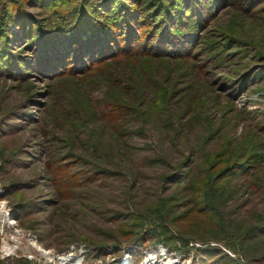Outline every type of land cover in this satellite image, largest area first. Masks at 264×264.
<instances>
[{"label": "rangeland", "instance_id": "obj_1", "mask_svg": "<svg viewBox=\"0 0 264 264\" xmlns=\"http://www.w3.org/2000/svg\"><path fill=\"white\" fill-rule=\"evenodd\" d=\"M45 1L0 0V264H264V0H119L53 65Z\"/></svg>", "mask_w": 264, "mask_h": 264}, {"label": "trees", "instance_id": "obj_2", "mask_svg": "<svg viewBox=\"0 0 264 264\" xmlns=\"http://www.w3.org/2000/svg\"><path fill=\"white\" fill-rule=\"evenodd\" d=\"M45 0H40L39 4L43 3ZM60 2L57 5H49L46 10L50 13V20L53 24H50L51 26L47 27L48 29L45 31H41L38 37L39 41H41L38 45V50L40 52V59L41 63H50L53 65V63H61L63 61V55L62 51H60V46L63 48L65 42H70L75 44V42H88L90 41V44L92 45H99L102 44L105 39L107 38H113L116 36L114 33L116 27H109L107 24H98L100 22L96 19V14L99 10H108V7H113L112 10L109 12L110 15L114 14L117 15L115 18L109 19V23H119L121 21H124L126 18L132 19V16L130 14V11L126 10V8L123 7L119 3V0H102L101 2L95 1V0H59ZM191 0H188V3ZM7 2L9 3L7 5ZM47 2V0L45 1ZM32 4L31 8L35 11L28 10L27 4ZM118 3V4H117ZM154 3V2H153ZM151 1H147V5L153 4ZM182 3V2H181ZM2 4L4 5V13L8 16H14L16 20L21 23L20 25H25L26 21L29 24H39L42 21L41 16V7L35 4L34 0H2ZM6 4V5H5ZM155 4V3H154ZM159 7V6H158ZM157 5L155 4V9L151 11V13L155 14L158 10ZM43 8V6H42ZM146 8V7H145ZM119 9H121L122 12L120 16L118 17ZM13 11V13H12ZM34 12V13H33ZM28 13V14H27ZM49 13L47 15H49ZM108 13V12H107ZM133 13V12H132ZM135 13V12H134ZM19 16V17H18ZM20 16H24V20L22 21ZM29 17L26 19V17ZM6 17V16H5ZM154 18H156L154 16ZM107 22V21H106ZM114 25V24H113ZM69 26V29L67 27ZM91 26V28H90ZM75 34L71 33L70 31H74ZM91 30V32H90ZM59 31L68 32V35H66L63 39H53V36H49L52 34H55ZM86 31H89L90 33H86ZM67 34V33H66ZM100 35L97 38H95V35ZM43 35V36H42ZM114 35V36H113ZM81 36H84L81 38ZM104 44V43H103ZM80 50V49H79ZM83 50V49H82ZM48 56L53 59V62H48Z\"/></svg>", "mask_w": 264, "mask_h": 264}]
</instances>
